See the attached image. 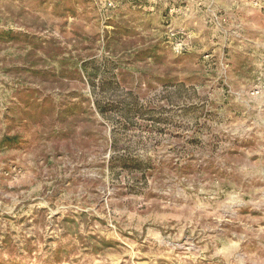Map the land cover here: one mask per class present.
I'll return each instance as SVG.
<instances>
[{
	"label": "rangeland",
	"instance_id": "rangeland-1",
	"mask_svg": "<svg viewBox=\"0 0 264 264\" xmlns=\"http://www.w3.org/2000/svg\"><path fill=\"white\" fill-rule=\"evenodd\" d=\"M152 2L0 0V264H264V0Z\"/></svg>",
	"mask_w": 264,
	"mask_h": 264
},
{
	"label": "crops",
	"instance_id": "crops-1",
	"mask_svg": "<svg viewBox=\"0 0 264 264\" xmlns=\"http://www.w3.org/2000/svg\"><path fill=\"white\" fill-rule=\"evenodd\" d=\"M138 1L141 2L142 0H138ZM152 1H153L152 3L154 5H151V8H150L151 10H153L155 8V6H156V0H152ZM185 1L186 0H165V2H167V4L169 3L170 5H172V7H174L175 10L178 12V14H180V16L183 17V18L185 16L186 17L189 16V15H187L185 13L186 12L185 11V7L181 6V3L185 2ZM187 1H192L193 3H195L196 1H199L200 2L201 0H187ZM208 1H209V6L213 9V11H210V15L213 16L214 18H216V12H214V11H215V9H217L219 2H222L223 1V2H229V3H233L234 4V3L245 2L246 0H208ZM250 1H252V0H250ZM257 1L261 2L262 0H257ZM144 2H148V0L147 1L144 0ZM145 4H147V3H145ZM192 6H193V8H195L196 5L194 4ZM190 15L192 16V18H195L196 17V20L199 17V15L194 10L191 11Z\"/></svg>",
	"mask_w": 264,
	"mask_h": 264
}]
</instances>
